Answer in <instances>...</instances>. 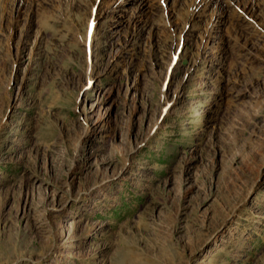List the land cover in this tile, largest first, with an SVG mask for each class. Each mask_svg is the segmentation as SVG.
Listing matches in <instances>:
<instances>
[{"label": "rangeland", "instance_id": "1", "mask_svg": "<svg viewBox=\"0 0 264 264\" xmlns=\"http://www.w3.org/2000/svg\"><path fill=\"white\" fill-rule=\"evenodd\" d=\"M245 1L0 0V264H264Z\"/></svg>", "mask_w": 264, "mask_h": 264}, {"label": "bare ground", "instance_id": "2", "mask_svg": "<svg viewBox=\"0 0 264 264\" xmlns=\"http://www.w3.org/2000/svg\"><path fill=\"white\" fill-rule=\"evenodd\" d=\"M97 1V0H96ZM102 1V0H101ZM168 0H162V3H166ZM194 1V3H192V4H194V5H192L193 7V12L195 11V12H201L202 11V13H203V11H205V9L208 7V5L209 4H211L214 0H193ZM219 1V0H218ZM99 2V1H98ZM150 2V1H149ZM188 2V1H187ZM230 2V1H229ZM99 3H101V2H99ZM100 5V4H99ZM166 5V4H165ZM190 5V4H189ZM188 5V6H189ZM228 5V4H227ZM96 6V5H95ZM222 7H221V9H224L225 7L223 6V5H221ZM155 8H159V6H155V5H150V3H148L147 5H146V12H148L149 13V15H151L152 13H153V11L155 10ZM189 8V7H188ZM190 9V8H189ZM109 10H110V8H109ZM242 10L243 11H245V13H243V12H241V14L242 15H247L246 16V18H248V16L249 17H253V16H255V17H260V16H262L263 14H264V3H260V4H258L256 1H245V3H244V5H243V7H242ZM96 11V10H95ZM115 11V8H113L112 7V10H110L109 11V13H113ZM96 12H98V11H96ZM235 12V11H234ZM219 13H221V14H219L220 16L223 14V13H225V12H219ZM238 13V12H237ZM98 14V13H97ZM96 14V15H97ZM165 14H167V16H169L168 17V19L170 18V17H173L174 16V14H172V13H170V12H168V11H165ZM201 14V13H200ZM95 15V14H94ZM93 15V16H94ZM108 15V14H107ZM218 15V14H217ZM225 15V14H224ZM98 16V15H97ZM97 16H96V18H97ZM191 16V15H190ZM240 16V15H239ZM237 17H238V15H237ZM94 18V17H93ZM100 18V17H99ZM138 18V17H137ZM191 18V17H190ZM217 18H219V16H216V18H215V20H214V22H216V20H217ZM241 18V17H240ZM243 19V18H242ZM93 20H95V19H93ZM92 20V21H93ZM239 20V19H238ZM244 20V19H243ZM218 22V21H217ZM96 23V22H95ZM151 23V22H150ZM243 23H245L244 21H239L238 22V24H243ZM94 24V23H93ZM93 24H92V26H93ZM135 24V23H134ZM187 25V24H186ZM135 26V25H134ZM134 26H133V28H134ZM185 26V25H184ZM246 26H247V24H246ZM152 27V26H151ZM248 27H250V26H248ZM99 28V27H98ZM92 29V28H91ZM185 29H186V26H185ZM97 31V30H96ZM210 31H211V29H210ZM95 32V30L93 31V33ZM133 33H134V31H132ZM132 32H130V33H128L127 35H126V40H127V37L129 36V37H133L132 35H134ZM254 32H257V31H254ZM96 33V32H95ZM143 33V32H142ZM250 33V32H249ZM89 34V33H88ZM91 34V33H90ZM90 34H89V36H90ZM137 34H139V33H137ZM254 34V33H253ZM97 35H98V33H97ZM140 35V34H139ZM206 35V34H205ZM88 36V35H87ZM89 36H88V39H89ZM136 36V35H135ZM142 36V35H141ZM143 37V36H142ZM212 32H210L209 34H208V38H207V42H209V40H211L212 39ZM246 37V36H245ZM137 38H138V36H137ZM247 39H248V37H246ZM87 39V38H86ZM92 39V38H91ZM129 39V38H128ZM131 39V38H130ZM130 39L128 40V41H130ZM133 39V38H132ZM244 39V38H243ZM93 40V39H92ZM92 40H91V43H92ZM249 40V39H248ZM254 40V39H253ZM252 40V41H253ZM86 41V40H85ZM181 42V41H180ZM255 42V41H254ZM254 42H251V44L252 43H254ZM261 42V41H260ZM127 43L128 42H124V46L125 47H127ZM86 44V43H85ZM185 44V43H184ZM133 45V44H132ZM180 45H181V43H180ZM247 45H248V43H247ZM134 46V45H133ZM180 47V46H179ZM252 47L254 48V46L252 45ZM255 47H257L256 46V44H255ZM245 48V47H244ZM250 48V47H249ZM242 50V49H241ZM255 50V49H254ZM257 50V49H256ZM184 51V50H183ZM262 51H263V49H262ZM178 52V51H177ZM182 55V54H181ZM175 56H176V53H175ZM256 56H259L260 57V54L259 53H257V55ZM244 57V56H243ZM177 59H178V57H177ZM247 59V58H246ZM180 60V59H179ZM174 64H175V62H174ZM172 68V67H171ZM92 82V80L89 82V83H91ZM90 85V84H89Z\"/></svg>", "mask_w": 264, "mask_h": 264}]
</instances>
